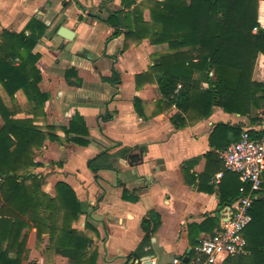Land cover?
<instances>
[{
  "label": "crops",
  "instance_id": "0c3cea01",
  "mask_svg": "<svg viewBox=\"0 0 264 264\" xmlns=\"http://www.w3.org/2000/svg\"><path fill=\"white\" fill-rule=\"evenodd\" d=\"M142 1L134 0L136 4ZM123 9L121 0H0V34H18L31 19L47 27L33 49L39 56L38 88L47 96L44 117L34 125L57 140L46 139L35 151L34 161L39 166L31 172L43 178L48 195L53 196L55 185L63 182L85 205L73 229L83 232L86 224L93 228L88 237L97 253L95 264H138L146 259L152 264H170L173 259L190 258L191 224L199 225L206 217L218 214L221 227L233 206H219L214 190L223 173L213 172L215 165L207 167L205 156L212 151L208 142L212 129L217 123H228L258 133L264 131V117L258 115L259 120L250 124L246 117L215 108L207 120L179 130L170 121L177 113L174 107L152 117L153 104L160 99L157 87L146 81L136 87L135 76L147 72L157 57L166 53V46H153L144 40L121 52L123 30L111 38L114 29L105 20L110 13ZM143 18L148 21L146 11ZM257 18L264 30V0L258 1ZM60 27L71 31L73 38L68 41L58 36ZM112 71L119 74L116 86L102 81ZM252 79L264 82L262 55L257 57ZM0 96L7 107L18 109L14 119L31 118L22 91L10 100L0 87ZM134 98L143 103L142 113L150 117L136 114ZM75 115L88 129L87 147L67 142L62 131ZM114 145V170L99 171L95 179L87 161ZM220 154L215 152L218 161ZM187 161L194 162L184 179L181 168ZM205 171L207 176L201 178ZM217 174H221L219 179ZM211 188L212 193L208 191ZM123 190L135 192L138 201L122 200ZM262 198L264 176L259 193ZM151 210L159 215L160 226L134 260L129 256L144 236L141 220ZM27 233L21 264H70L48 249L46 235L38 242L34 229ZM209 236L201 233L197 240Z\"/></svg>",
  "mask_w": 264,
  "mask_h": 264
},
{
  "label": "trees",
  "instance_id": "16d2710c",
  "mask_svg": "<svg viewBox=\"0 0 264 264\" xmlns=\"http://www.w3.org/2000/svg\"><path fill=\"white\" fill-rule=\"evenodd\" d=\"M259 0H121L123 10L109 14L106 23L114 32L123 30L121 52L147 40L153 46H166L147 72L135 76L136 87L146 81L155 85L160 99L153 104L155 116L174 107L177 113L170 121L175 130L207 120L215 108L228 115L246 117L250 124L264 117V82L252 79L257 57H264V30L258 18ZM126 9V10H125ZM148 13V21L143 18ZM47 27L31 19L18 34H0V87L14 100L19 90L27 100V113L31 118L14 119L18 109L7 107L0 96V264H21V255L28 238V230H35L36 241L48 237V249L66 258L70 264H95L97 253L88 237L93 228L86 224L84 231L73 225L84 214L85 205L73 189L63 182L54 187V195L44 192V180L32 173L39 166L34 161L35 151L46 135L34 125L44 117L47 96L40 92L41 80L36 67L39 59L33 49L45 35ZM103 82L119 84V74L112 71ZM133 107L140 117L143 103L134 98ZM244 128L228 123H217L209 135L211 152L206 154L207 167L215 165L213 172L221 171L222 180L214 190L219 206L231 207L247 191L238 175L227 172L215 152H222L238 141ZM66 141L80 147L89 145L88 129L83 119L75 115L67 128H62ZM250 137L260 139L264 131L246 130ZM116 145L87 161L88 170L98 179L99 171H112V153ZM194 161L182 165L186 178ZM207 172L201 178L207 176ZM203 180V179H202ZM188 180H186V183ZM189 183V182H188ZM191 180L190 184H193ZM213 192V189H209ZM122 200L135 203L137 194L122 191ZM251 223L243 232L245 255L226 258L221 264H264V198L253 203ZM218 214L199 225L188 227V241L193 248L201 233L213 235L220 229ZM144 233L138 249L129 258L138 259V253L148 246L160 226V217L148 211L141 220Z\"/></svg>",
  "mask_w": 264,
  "mask_h": 264
},
{
  "label": "built area",
  "instance_id": "2783aa9c",
  "mask_svg": "<svg viewBox=\"0 0 264 264\" xmlns=\"http://www.w3.org/2000/svg\"><path fill=\"white\" fill-rule=\"evenodd\" d=\"M220 159L227 172L238 175L248 189L242 191L239 199L221 222L219 231L199 240L193 254L186 262L173 259L170 264H219L228 257L245 255L243 232L251 223L250 210L259 199L264 176V136L250 137L244 130L237 142L221 152ZM221 174L216 175L219 179Z\"/></svg>",
  "mask_w": 264,
  "mask_h": 264
},
{
  "label": "water",
  "instance_id": "95a60500",
  "mask_svg": "<svg viewBox=\"0 0 264 264\" xmlns=\"http://www.w3.org/2000/svg\"><path fill=\"white\" fill-rule=\"evenodd\" d=\"M58 36H60L63 39L71 40L73 38V33L64 27H60L57 31ZM189 253V251H188ZM188 260V257H184L183 261L186 262ZM138 264H152V262L149 259H146L144 261L140 260Z\"/></svg>",
  "mask_w": 264,
  "mask_h": 264
},
{
  "label": "rangeland",
  "instance_id": "374dc122",
  "mask_svg": "<svg viewBox=\"0 0 264 264\" xmlns=\"http://www.w3.org/2000/svg\"><path fill=\"white\" fill-rule=\"evenodd\" d=\"M258 115H260V113L259 112H256L255 114H254V116H258ZM261 116V115H260Z\"/></svg>",
  "mask_w": 264,
  "mask_h": 264
}]
</instances>
